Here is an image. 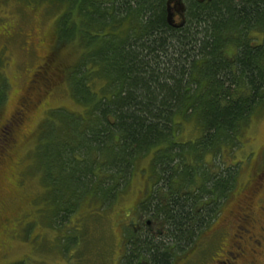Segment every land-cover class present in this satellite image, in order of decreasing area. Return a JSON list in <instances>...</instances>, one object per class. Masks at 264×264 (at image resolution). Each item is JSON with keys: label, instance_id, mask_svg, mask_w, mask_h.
<instances>
[{"label": "trees", "instance_id": "trees-1", "mask_svg": "<svg viewBox=\"0 0 264 264\" xmlns=\"http://www.w3.org/2000/svg\"><path fill=\"white\" fill-rule=\"evenodd\" d=\"M37 1L61 10L58 47L78 48L65 77L82 106L52 110L38 134L34 153L44 163L52 223L78 245L70 227L78 211L90 204L100 217L114 212L136 163L151 155L154 183L138 212L163 234H126L121 219L116 227L130 242L116 264H174L235 188L237 168L223 171L217 157L241 145L264 109V0H187V21L176 28L167 20L170 0ZM5 93L1 85L0 105ZM189 121L195 137L183 140Z\"/></svg>", "mask_w": 264, "mask_h": 264}, {"label": "rangeland", "instance_id": "rangeland-1", "mask_svg": "<svg viewBox=\"0 0 264 264\" xmlns=\"http://www.w3.org/2000/svg\"><path fill=\"white\" fill-rule=\"evenodd\" d=\"M60 12L52 4L37 0H0V86L6 90L5 101L0 105V126L3 124L0 147L7 145L5 150L0 148V206L5 205L2 218L8 220L10 227L0 234V264H116L117 260L119 263L126 252V236L116 224L125 218L126 210L132 212L130 221L140 225L138 217L143 213L138 208L143 199L149 198L154 183L150 179L151 155H147L136 163L119 202L112 209L114 212L108 211L106 215L101 212L104 216L100 217V212L90 204L78 211L70 224L71 228L76 227L74 237L81 238L74 247L69 246L66 228L57 230L52 223V198L45 184L48 179L43 176L44 163L40 164L34 153L38 134L42 121L52 110L77 113L82 110L81 104L72 98L67 74L65 77L66 70L76 63L78 48H59L57 43ZM101 87L98 84L97 88ZM10 119L12 124L6 123ZM186 124L181 136L183 140L193 139L194 124L192 121ZM240 136L239 147L227 151L224 160L217 157L223 171L233 164L237 168L235 188L212 226L174 264H215L214 260L225 258L230 243L215 234L210 238L209 231L230 224L232 211L245 206L243 197L248 185L264 172V109ZM47 140L44 133L42 152ZM60 186L65 190L64 181ZM258 204L253 206L256 216L260 215L256 212ZM150 221L151 232L158 235L163 227ZM126 234L137 233L131 227ZM248 261L249 258L241 264Z\"/></svg>", "mask_w": 264, "mask_h": 264}, {"label": "flooded vegetation", "instance_id": "flooded-vegetation-1", "mask_svg": "<svg viewBox=\"0 0 264 264\" xmlns=\"http://www.w3.org/2000/svg\"><path fill=\"white\" fill-rule=\"evenodd\" d=\"M195 1L200 4H205L211 0H190ZM188 7L187 0H170L167 9H171L172 14V27H180L178 21L185 22L186 20V10ZM181 23V24H182ZM183 25V24H182ZM264 170V168H263ZM262 170V171H263ZM261 171V172H262ZM264 173V172H263ZM263 173H260L257 178L248 185L247 194L244 195L243 199L244 208L237 209V212L232 211L230 218V224L221 226L217 231H209V237L211 238L213 234L215 237L219 236L223 240H228L230 243L229 250L225 252V258L223 260H214L215 264H241L242 261L249 258L247 264H264V197H263ZM257 202L258 210L257 214H254L253 206ZM248 203V205H247ZM132 212L128 211L123 219L124 227L133 228L134 233H140L142 231H147L150 233L151 218L148 214L137 216L140 225L137 223H132L130 218ZM139 214V213H138ZM147 216L149 219H147ZM2 221V219H0ZM0 221V224H1ZM137 221V218H136ZM6 222L5 220L2 221ZM156 224H159L156 222ZM160 225V224H159ZM1 226V225H0ZM161 226V225H160ZM163 232L159 231L158 235H162ZM125 239V237H124ZM125 244L130 242L126 240Z\"/></svg>", "mask_w": 264, "mask_h": 264}, {"label": "water", "instance_id": "water-1", "mask_svg": "<svg viewBox=\"0 0 264 264\" xmlns=\"http://www.w3.org/2000/svg\"><path fill=\"white\" fill-rule=\"evenodd\" d=\"M167 18H168L167 19L168 23L173 25V23H172V14H171V9L170 8L168 9V17Z\"/></svg>", "mask_w": 264, "mask_h": 264}]
</instances>
